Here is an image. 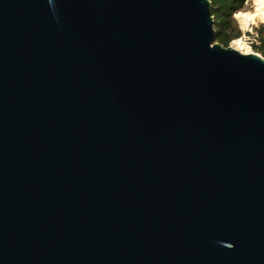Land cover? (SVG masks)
<instances>
[{
  "label": "water",
  "instance_id": "water-1",
  "mask_svg": "<svg viewBox=\"0 0 264 264\" xmlns=\"http://www.w3.org/2000/svg\"><path fill=\"white\" fill-rule=\"evenodd\" d=\"M210 0H0V264H264V57Z\"/></svg>",
  "mask_w": 264,
  "mask_h": 264
},
{
  "label": "trees",
  "instance_id": "trees-1",
  "mask_svg": "<svg viewBox=\"0 0 264 264\" xmlns=\"http://www.w3.org/2000/svg\"><path fill=\"white\" fill-rule=\"evenodd\" d=\"M212 4V15L216 31L215 42L224 47H229L237 39H241L243 31L236 16L248 11L252 0H210ZM258 36V44L252 43L251 47L255 53L264 57V23L254 28ZM250 35V33H248Z\"/></svg>",
  "mask_w": 264,
  "mask_h": 264
},
{
  "label": "bare ground",
  "instance_id": "bare-ground-1",
  "mask_svg": "<svg viewBox=\"0 0 264 264\" xmlns=\"http://www.w3.org/2000/svg\"><path fill=\"white\" fill-rule=\"evenodd\" d=\"M242 30L250 31L252 25L257 22L264 23V0H255L253 11L242 13L236 16ZM231 47L243 54H250L252 50L244 43L243 39H237Z\"/></svg>",
  "mask_w": 264,
  "mask_h": 264
},
{
  "label": "rangeland",
  "instance_id": "rangeland-1",
  "mask_svg": "<svg viewBox=\"0 0 264 264\" xmlns=\"http://www.w3.org/2000/svg\"><path fill=\"white\" fill-rule=\"evenodd\" d=\"M254 4H255V0H252V3H251V5H250V7H249V9H248V11H245V12H243V13H246V12H250V11H253V9H254ZM242 14V13H241ZM237 19V18H236ZM238 21V20H237ZM239 23V22H238ZM260 24H262V22H257V24H255V25H252V28L251 29H253V35L252 34H250V35H248V33H250V31H243V36L241 37V39H243V41H244V43L252 50V52H254L253 51V49H252V42H254V39H255V29L254 28H256V27H258ZM240 25V24H239ZM240 28H241V26H240ZM242 29V28H241ZM232 45V44H231Z\"/></svg>",
  "mask_w": 264,
  "mask_h": 264
},
{
  "label": "built area",
  "instance_id": "built-area-1",
  "mask_svg": "<svg viewBox=\"0 0 264 264\" xmlns=\"http://www.w3.org/2000/svg\"><path fill=\"white\" fill-rule=\"evenodd\" d=\"M250 34H252V35L254 34V33H253V29L250 30ZM257 37H258V36L255 34V39H254V42H252V43H256V44H258V40H257L258 38H257Z\"/></svg>",
  "mask_w": 264,
  "mask_h": 264
}]
</instances>
